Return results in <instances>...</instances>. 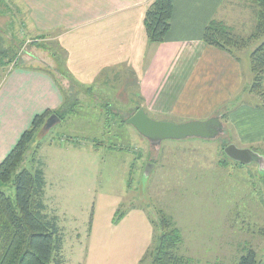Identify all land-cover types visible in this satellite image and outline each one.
<instances>
[{"label": "rangeland", "instance_id": "obj_1", "mask_svg": "<svg viewBox=\"0 0 264 264\" xmlns=\"http://www.w3.org/2000/svg\"><path fill=\"white\" fill-rule=\"evenodd\" d=\"M257 10L251 0H227L222 7V21L246 42L234 47L243 86L205 118L199 109L191 117L151 112L133 86L131 66L106 69L92 84L78 82L58 32H30L21 0H0V46L14 60L0 69V80L15 66L50 70L65 97L58 109L62 119L38 131L25 159L33 169L36 150L47 213L63 235L52 264H150L146 256L157 244L160 214L180 229L178 253L190 264H237L246 246L264 264V174L256 163L238 167L223 152L231 143L264 152L263 141L247 146L228 120L239 104H264L250 92L249 55L264 38L257 36ZM124 78L133 84L121 89ZM138 105L153 119L177 123L219 116L224 131L215 139L156 144L117 118L107 125L109 110L128 120ZM4 189L14 195L13 186ZM2 244L0 235V254Z\"/></svg>", "mask_w": 264, "mask_h": 264}, {"label": "crops", "instance_id": "obj_2", "mask_svg": "<svg viewBox=\"0 0 264 264\" xmlns=\"http://www.w3.org/2000/svg\"><path fill=\"white\" fill-rule=\"evenodd\" d=\"M152 1L21 0L30 32H58L68 70L78 82L92 84L106 69L131 66V84L151 112L191 117L199 109L207 118L243 86L240 59L203 40L212 19L225 20L227 0H173L171 29L160 44H150L144 26ZM130 81L124 78L121 89ZM64 99L50 70L10 68L0 80V163L34 117L57 111ZM229 112L244 144L264 142L263 106L239 104Z\"/></svg>", "mask_w": 264, "mask_h": 264}, {"label": "trees", "instance_id": "obj_3", "mask_svg": "<svg viewBox=\"0 0 264 264\" xmlns=\"http://www.w3.org/2000/svg\"><path fill=\"white\" fill-rule=\"evenodd\" d=\"M251 1L258 9L257 36L264 37V0ZM173 10V0H153L148 6L144 17V26L150 44L164 42L171 29ZM203 40L207 45L228 52L237 60L234 47L246 43L245 39L233 33L230 26L217 19H212L205 27ZM10 52V49L0 46V69L14 61L12 57L8 58ZM249 59L253 75L250 92L264 101V38L250 53ZM107 106L109 109L111 108L110 104ZM262 106L264 107V104ZM139 109L141 107L138 105L135 111ZM54 114L62 119L58 110L48 109L37 114L30 128L21 134L14 147L0 163V235L3 242L0 264H52L58 262L55 261L56 255L61 252L64 240L57 218L47 213V206L44 202L45 174L39 160L36 159V150L31 156L33 169L26 167L25 164L26 153L36 134L44 127L47 119ZM116 114L109 110L107 125L111 119L116 118L118 124L127 123L126 118L118 117ZM222 115V117L227 116ZM41 163L43 164V162ZM222 163L223 165L227 164L225 160ZM235 163L238 167L244 165L239 162ZM6 186L14 187L13 196L12 191H5ZM158 217L157 220H153L157 228V244L146 256L147 259L150 257V264H190L189 259L178 253L183 241L180 229L167 216L160 214ZM245 248L247 249L237 264H262L256 249L250 246Z\"/></svg>", "mask_w": 264, "mask_h": 264}, {"label": "water", "instance_id": "obj_4", "mask_svg": "<svg viewBox=\"0 0 264 264\" xmlns=\"http://www.w3.org/2000/svg\"><path fill=\"white\" fill-rule=\"evenodd\" d=\"M57 115L50 116L45 126H50ZM127 124L133 126L142 136L150 142L160 144L163 140H181L187 138L215 139L223 133V123L219 116L207 120H191L177 123L167 120L151 118L144 109L137 110L127 120ZM230 159L242 164L256 163L259 171L264 174V153L250 148H240L231 143L224 149Z\"/></svg>", "mask_w": 264, "mask_h": 264}]
</instances>
